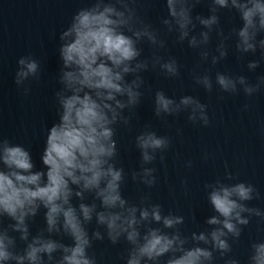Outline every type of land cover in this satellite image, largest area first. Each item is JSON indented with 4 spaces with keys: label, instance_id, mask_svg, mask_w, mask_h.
<instances>
[{
    "label": "clouds",
    "instance_id": "1",
    "mask_svg": "<svg viewBox=\"0 0 264 264\" xmlns=\"http://www.w3.org/2000/svg\"><path fill=\"white\" fill-rule=\"evenodd\" d=\"M136 3L94 0L91 6L79 9L61 32L58 51L62 87L55 93L58 120L47 130L41 169L36 168L25 146L0 138V264H97L89 249L93 241H102L105 236L113 245L122 238L128 243L122 257L125 264H213L214 253L223 258L232 251L229 239L240 238L250 217L264 220V211L246 203L259 199L260 193L251 183H226L236 179L231 172L204 185L215 214L206 219L208 228L190 236L179 227L184 223L183 216L164 214L160 204L148 203L147 196L139 204L123 197L125 172L115 163L118 151L114 126L129 124L130 117L124 110L131 111L140 103L144 85L140 73L148 70L149 63L153 69L158 66L166 77L180 75L175 57L165 60L157 54L167 41L161 38L159 29L138 14ZM200 3L166 0L167 16L160 21L163 35H174V43L187 41L190 48L198 50L201 63L211 58L212 65L228 55V41L234 40L241 57L259 50L260 59L247 64L249 70H255L264 61V0H208L209 15L193 16V9ZM221 9L234 10L241 26L225 34L219 26ZM198 25L201 30L196 32ZM213 32L218 38L217 54L209 50ZM145 41L154 49L151 60L140 59L143 50L139 45ZM17 63V86L30 78L39 79L40 64L32 55L20 57ZM191 75L195 84L212 92L210 70L201 73L194 69ZM129 76L133 78L127 79ZM215 85L221 92L238 94L242 89L251 97L264 87V76L253 84L243 75L218 71ZM28 91L24 88L25 94ZM181 112L188 113L193 125L210 124L207 105L198 98L184 95L177 101L163 90L155 92L156 117ZM150 127L146 125V130L136 136L142 169L132 172L133 180L148 187L157 183L156 169L143 165L152 164L158 152L164 162L163 153L171 146L170 137L157 135ZM86 193L92 194L91 203L85 202ZM74 198L80 201L78 205L73 204ZM41 209L45 210V226L32 235L28 221ZM5 218L11 221L6 227ZM94 218L98 227L90 235L86 226ZM13 233L19 234L25 247L18 248ZM64 237L72 243L65 244ZM225 264L239 261L229 258ZM247 264H264V241L251 244Z\"/></svg>",
    "mask_w": 264,
    "mask_h": 264
},
{
    "label": "water",
    "instance_id": "2",
    "mask_svg": "<svg viewBox=\"0 0 264 264\" xmlns=\"http://www.w3.org/2000/svg\"><path fill=\"white\" fill-rule=\"evenodd\" d=\"M94 0H0V138L8 139L13 144L25 146L33 157L37 169L43 167L40 160L45 147L48 128L58 120V104L55 93L62 87L59 83L61 61L59 58V36L71 22L73 15L81 8L89 7ZM138 14L146 23L161 31V38L167 41L158 55L167 60L175 57L180 65V75L176 78L164 76L159 67L153 69L151 63L147 71L140 75L144 85L140 103L131 111L125 109L124 115L130 117L127 126L115 125L118 155L117 167H123L125 181L121 186L122 195L132 203L139 204L142 197H148V203L160 204L164 214L172 212L184 217L180 229L184 235L199 233L209 226L206 219L215 214L207 199L206 183H213L218 177L224 179L231 172L236 179L225 180L226 183L247 182L255 186L260 193L259 199L246 202L249 207L264 211V87L253 96L248 97L241 89L238 94L221 92L215 85L216 72L229 75H243L250 83L255 84L264 76V61L255 70H249L251 60H259V50L255 55L248 53L243 57L235 50V41H228V55L218 64L201 63L198 50L183 44L174 43V35H163L160 21L167 16L166 0H137ZM209 15L208 0H201L192 15ZM220 28L227 34L233 27H240L239 15L234 10L221 9ZM201 27L198 25L196 32ZM218 43L213 32L209 50L215 53ZM142 48L140 59L151 60L154 49L148 42L139 45ZM32 55L40 64L39 79L30 78L24 85L17 86L15 74L18 60L22 56ZM200 65L199 68L196 66ZM203 72L210 70L214 87L207 92L195 84L193 70ZM129 76L127 79L131 80ZM28 88L27 94L24 88ZM163 90L167 96L179 100L184 95L198 98L207 105L210 124L207 127L193 125L188 120V113L156 117L154 113L155 92ZM221 97H223L221 99ZM245 105H250L245 109ZM157 135L168 136L171 146L163 153L165 159H157L145 167L156 169L154 175L157 183L148 187L132 179V172L142 169L140 150L136 147V136L145 131V126ZM207 157V158H205ZM188 162L191 166L188 167ZM86 203L93 200L92 194H85ZM80 201L73 199V204ZM99 204V202L97 201ZM44 209L28 221L32 235L44 228ZM247 215V214H245ZM11 221L7 218L3 226ZM154 227L161 225L153 224ZM89 234L98 225L93 221L86 226ZM104 232V228L100 227ZM171 231V230H166ZM19 249L25 243L18 239ZM55 239H61L54 236ZM264 241V220L250 217V223L243 226L240 238L229 239L232 251L223 258L214 253L213 264H225L229 258L239 264H247L250 246L253 242ZM65 244H71L68 237ZM128 243L122 238L113 245L111 241H93L90 255H95L97 264H125ZM162 259H167L164 257Z\"/></svg>",
    "mask_w": 264,
    "mask_h": 264
}]
</instances>
